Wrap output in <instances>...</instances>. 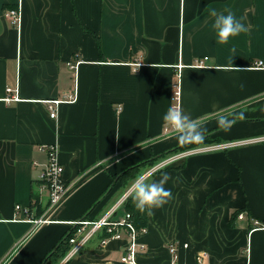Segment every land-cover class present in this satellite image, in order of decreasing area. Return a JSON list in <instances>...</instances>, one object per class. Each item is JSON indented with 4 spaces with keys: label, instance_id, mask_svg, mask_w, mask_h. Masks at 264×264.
Listing matches in <instances>:
<instances>
[{
    "label": "crops",
    "instance_id": "crops-1",
    "mask_svg": "<svg viewBox=\"0 0 264 264\" xmlns=\"http://www.w3.org/2000/svg\"><path fill=\"white\" fill-rule=\"evenodd\" d=\"M17 7L20 30L4 18ZM208 8L231 9L247 32L217 43ZM257 61L264 64V0H0V264H60L59 252L47 257L69 222L99 218L127 192L113 177L182 146L164 135L162 120L174 104L178 64L180 109L205 121V136L220 142L213 144L249 143L194 154L150 176L170 177L172 199L146 216L147 252L138 261L168 264L166 246L174 242L179 264H198L200 254L204 264H264V230L251 229L253 219L264 226V68H253ZM76 62L77 73L69 67ZM75 86L77 101L59 104L51 118L48 102ZM7 89L17 90L18 102L5 101ZM229 110L245 119L221 131L216 114ZM49 146L57 147L70 187L46 213L38 177ZM238 210L245 217L232 220ZM40 217L47 222L34 226L30 220ZM126 244L101 246L95 238L68 264H122Z\"/></svg>",
    "mask_w": 264,
    "mask_h": 264
},
{
    "label": "built area",
    "instance_id": "built-area-1",
    "mask_svg": "<svg viewBox=\"0 0 264 264\" xmlns=\"http://www.w3.org/2000/svg\"><path fill=\"white\" fill-rule=\"evenodd\" d=\"M4 18L8 20L13 26L17 27L20 30L22 25V11L20 7L10 8L5 10ZM207 58H203L201 60L196 61V66H204ZM80 62H76L75 64H69L71 70H74L77 73V69ZM255 69L264 68V64L262 61H257L252 66ZM184 68L182 64L177 65V83L174 90V104L173 107L180 108V94H181V80L182 74L181 71ZM8 96L5 101L8 103L18 102L19 95L17 90L7 89ZM78 99V94L75 90L69 95L65 96L64 99L53 100L48 102L50 109V117L55 118L57 116V107L59 104L67 102L73 103ZM121 110V108H119ZM172 133V131L166 127L164 129V135H168ZM260 141H264L260 139ZM249 142H237L235 144H213L207 145L206 147H194L188 150L179 151L170 155L168 158L164 159L163 162L159 165V167L167 168L179 161L185 160L186 158L198 154L203 153L212 149H225L230 146L235 145H243ZM48 150V161L43 166L41 173L39 175V189L42 193H46L48 195V206L46 213L50 210H53L57 206H59L64 200L68 190L69 185L64 180V172L65 169L62 164L58 160V151L56 146H49ZM156 171L153 170L150 172L149 176L154 174ZM130 196L127 195V192L118 199L113 206L102 216L96 219H91L89 217H83L79 220L69 222L71 226V230L66 233V243L69 246V250L67 254L63 257L60 264H68L70 260H72L75 256L81 253L86 246L92 242L95 238L100 237L101 246L106 245L110 240H123L125 239L127 244L125 247V252L121 257L122 264H141L138 261V255L144 252H147V245L141 242V238L148 233V227L144 226L138 228L134 222L133 216L125 211L124 215L120 218H116V213L120 208H124V205L127 199ZM16 212H23L27 214V210L23 209L20 205L15 207ZM244 214L239 215V219H243ZM29 220V219H28ZM34 226H40L47 222V220L43 217L38 219L30 220ZM259 222H253L252 231L262 229L264 230V226H259ZM167 250L170 253L171 261L168 264H179V248L176 246L174 242H168ZM188 244H184V248H187ZM206 254H200L197 258L198 264H204Z\"/></svg>",
    "mask_w": 264,
    "mask_h": 264
},
{
    "label": "clouds",
    "instance_id": "clouds-1",
    "mask_svg": "<svg viewBox=\"0 0 264 264\" xmlns=\"http://www.w3.org/2000/svg\"><path fill=\"white\" fill-rule=\"evenodd\" d=\"M209 16L213 17L211 25L215 32L217 43L226 45L231 38L237 37L247 32L246 25L237 18L231 9L224 12H217L214 8H208ZM233 52L235 48L231 49ZM140 67V66H139ZM241 87H243L241 85ZM245 119L242 112L221 111L216 114L217 126L221 131H229L238 121ZM163 124L174 134V138L180 145L203 143L206 136L205 121L202 119H192L178 107H169L164 113ZM170 179L167 174H163L157 180H151L149 174L144 173L136 177L127 190V195L133 200L136 209L148 217H153L156 209L162 208L172 199V193L165 188V184Z\"/></svg>",
    "mask_w": 264,
    "mask_h": 264
},
{
    "label": "trees",
    "instance_id": "trees-1",
    "mask_svg": "<svg viewBox=\"0 0 264 264\" xmlns=\"http://www.w3.org/2000/svg\"><path fill=\"white\" fill-rule=\"evenodd\" d=\"M213 143H220L219 141L217 140H210L209 137L207 136L205 138V140L203 141V143H200V144H189V145H183V146H179L177 147L176 149L172 150L171 152H168L166 154H163L159 157H155V158H151L150 160L148 161H145L141 164H138L132 168H128L124 171H122L119 175H116L115 177H113V181H117V182H120L122 185L125 186L126 182L128 181H131L133 179L132 176H128L129 172L130 171H136L138 168H142L143 166L149 164L150 162L152 161H155L156 159H159L161 157H164V156H167L169 154H172V153H177L179 151H184V150H188V149H191V148H194V147H198L200 145H206V144H213ZM125 174L126 176H128L126 179H122V175ZM38 205V201L37 200H34L33 202V206H37ZM124 208L127 212H129L132 216H133V219H134V222L136 224V226L138 228H141V227H144V226H147V221H146V214H143V213H140L134 203H133V200L131 197H129L124 205ZM242 211L238 210L236 211L233 216H232V220L233 219H237L238 218V215L241 213ZM250 217H253V216H250ZM252 229V228H251ZM69 250V246L67 245L66 243V234L64 235V237H62V239L60 240V243L54 248V250H52L50 252V254L48 255V259L51 258L55 253L59 252L58 253V257L59 259L60 258H63L67 252Z\"/></svg>",
    "mask_w": 264,
    "mask_h": 264
},
{
    "label": "rangeland",
    "instance_id": "rangeland-1",
    "mask_svg": "<svg viewBox=\"0 0 264 264\" xmlns=\"http://www.w3.org/2000/svg\"><path fill=\"white\" fill-rule=\"evenodd\" d=\"M174 154V153H172ZM172 154H169L167 156H164V157H161L159 159H156L155 161H152L150 162L149 164L143 166L142 168H138L136 171H130L128 174V176H132L131 181H127L125 186H124V190H126L130 185L131 183L136 179V177L140 174H144V173H147V174H150V172H152L153 170H155L156 172L155 173H158L160 172L161 170H163L162 168L163 167H159V165L163 162L164 159L168 158L170 155ZM153 175V174H152ZM128 176H126L125 174L122 175V179H126ZM151 176V175H150ZM245 217V216H244ZM239 218V216H238ZM253 219V218H252ZM255 221H258L256 219H253V222ZM259 222V221H258ZM259 226H262L261 223L259 222ZM254 227V226H253Z\"/></svg>",
    "mask_w": 264,
    "mask_h": 264
}]
</instances>
